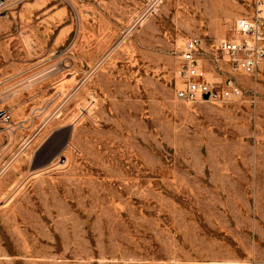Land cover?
<instances>
[{
  "label": "rangeland",
  "instance_id": "374dc122",
  "mask_svg": "<svg viewBox=\"0 0 264 264\" xmlns=\"http://www.w3.org/2000/svg\"><path fill=\"white\" fill-rule=\"evenodd\" d=\"M253 0H22L0 24V264L264 263V64L176 97L186 40ZM218 74L230 76L225 63Z\"/></svg>",
  "mask_w": 264,
  "mask_h": 264
},
{
  "label": "built area",
  "instance_id": "2783aa9c",
  "mask_svg": "<svg viewBox=\"0 0 264 264\" xmlns=\"http://www.w3.org/2000/svg\"><path fill=\"white\" fill-rule=\"evenodd\" d=\"M20 2L22 0H0V24ZM253 5L251 16L237 20L234 37L223 38L209 49L200 36L186 40L177 70L176 97L179 100L226 103L243 97V87L233 75L254 76L264 64V0H253ZM207 63L218 74L224 72L222 63H225L231 75L212 81L208 77ZM0 119L8 121L11 114L0 110Z\"/></svg>",
  "mask_w": 264,
  "mask_h": 264
},
{
  "label": "crops",
  "instance_id": "0c3cea01",
  "mask_svg": "<svg viewBox=\"0 0 264 264\" xmlns=\"http://www.w3.org/2000/svg\"><path fill=\"white\" fill-rule=\"evenodd\" d=\"M185 44V43H184ZM182 52V51H181ZM207 68H208V66H207Z\"/></svg>",
  "mask_w": 264,
  "mask_h": 264
}]
</instances>
